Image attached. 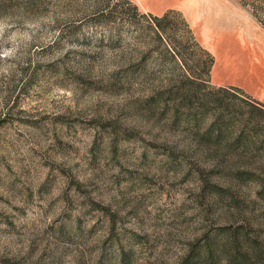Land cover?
I'll return each instance as SVG.
<instances>
[{
	"label": "rangeland",
	"instance_id": "obj_1",
	"mask_svg": "<svg viewBox=\"0 0 264 264\" xmlns=\"http://www.w3.org/2000/svg\"><path fill=\"white\" fill-rule=\"evenodd\" d=\"M234 96L264 0H0V264H264V146L203 138Z\"/></svg>",
	"mask_w": 264,
	"mask_h": 264
},
{
	"label": "trees",
	"instance_id": "obj_2",
	"mask_svg": "<svg viewBox=\"0 0 264 264\" xmlns=\"http://www.w3.org/2000/svg\"><path fill=\"white\" fill-rule=\"evenodd\" d=\"M159 18L154 17V20ZM188 37V36H187ZM193 36L190 35L189 39H192ZM172 37H169L171 40ZM172 44L175 43L172 42ZM183 49V48H182ZM177 54L183 56L181 50H174ZM184 61V58L182 59ZM213 63V58L210 56L208 61L203 63V68L206 73L209 72L210 65ZM237 88V87H236ZM240 90L239 88H237ZM227 93V90L224 87H218L216 91ZM203 108H205L203 106ZM206 109V108H205ZM215 109L217 111V116H215L211 122L206 125V131L204 132L203 138H208L210 140L219 139L224 137L225 139H232L231 144L227 143V148L234 147L235 144L241 145L245 150L253 151L260 148L259 145L264 146V128L260 124H264V104L259 101H255L251 97L244 96L231 98L229 100L219 98L217 100ZM205 154L209 155L205 151ZM204 157V154H203ZM207 157V156H206ZM223 170V171H222ZM224 172V173H223ZM222 176H225L226 183L221 185V190L219 189V198L228 200L230 204H237L235 192L231 191L234 184L239 183L238 178H242V171L236 169L234 172L225 169H220L218 172ZM260 185V196L264 198V177L254 178ZM239 180V179H238ZM229 235H233V232H229ZM238 237V235H236ZM216 240V237L209 238L206 237L204 242V251H201V246L195 245L191 248L188 256L184 259V264H193L195 260L191 259L190 254L195 253L198 255V258H203L205 261L207 259V264H211L210 261L213 259L214 254H216L219 249L218 245L213 246V241ZM236 240H233L235 242ZM238 243V241H237ZM236 248L235 245H232L230 249ZM240 259H245V255H241Z\"/></svg>",
	"mask_w": 264,
	"mask_h": 264
},
{
	"label": "bare ground",
	"instance_id": "obj_3",
	"mask_svg": "<svg viewBox=\"0 0 264 264\" xmlns=\"http://www.w3.org/2000/svg\"><path fill=\"white\" fill-rule=\"evenodd\" d=\"M196 8V7H195ZM189 10V9H188Z\"/></svg>",
	"mask_w": 264,
	"mask_h": 264
}]
</instances>
